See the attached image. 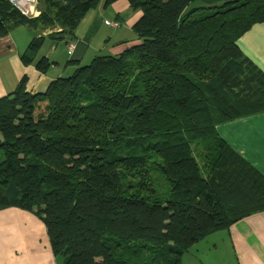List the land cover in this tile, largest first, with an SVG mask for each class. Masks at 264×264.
I'll list each match as a JSON object with an SVG mask.
<instances>
[{
    "label": "trees",
    "instance_id": "obj_1",
    "mask_svg": "<svg viewBox=\"0 0 264 264\" xmlns=\"http://www.w3.org/2000/svg\"><path fill=\"white\" fill-rule=\"evenodd\" d=\"M117 0H39L23 16L0 0V37L73 39L84 15ZM138 44L31 94L0 98V209L44 225L58 264H181L205 237L264 211V178L214 131L264 111V74L237 40L264 22V0H126ZM155 170L168 186L154 187ZM59 258V260H58Z\"/></svg>",
    "mask_w": 264,
    "mask_h": 264
},
{
    "label": "crops",
    "instance_id": "obj_2",
    "mask_svg": "<svg viewBox=\"0 0 264 264\" xmlns=\"http://www.w3.org/2000/svg\"><path fill=\"white\" fill-rule=\"evenodd\" d=\"M37 8L36 5L35 16ZM140 16L141 12L131 10L126 0H117L107 8L100 4L84 15L72 40L44 39L35 58L36 61L42 57L50 64L44 71L37 69L34 62L23 64L21 56L33 39L46 38L49 31L38 32L25 26L11 29L0 37V98L13 92L23 79L27 92L43 93L52 81L69 76L77 66L95 56L118 55L137 45L132 27ZM108 22H118L119 26L112 28ZM69 43H73L72 49H69ZM237 46L243 57L264 74V22L245 32L237 40ZM65 73L67 76H62ZM214 131L264 178V111L218 123ZM217 233L221 234L217 241L223 243L224 253L235 264H264V211L245 217ZM204 239L192 246L196 247V254L198 244ZM210 245L218 251L213 241ZM189 252L184 254L185 257ZM184 255L181 264H193L183 261ZM193 259L204 264L200 259ZM217 263L220 264L218 260ZM0 264H58L43 223L33 214L15 207L0 209Z\"/></svg>",
    "mask_w": 264,
    "mask_h": 264
},
{
    "label": "rangeland",
    "instance_id": "obj_3",
    "mask_svg": "<svg viewBox=\"0 0 264 264\" xmlns=\"http://www.w3.org/2000/svg\"><path fill=\"white\" fill-rule=\"evenodd\" d=\"M39 4V0H37V16L41 13L42 8L41 6L38 5ZM35 16V17H37ZM33 17V18H35ZM111 23V22H108ZM118 23V22H117ZM119 26V23H118ZM117 26V27H118ZM114 27V28H117ZM113 28V27H112ZM46 31H49V29H46ZM90 61L85 62L83 65H87ZM62 76H67V73H65ZM150 177L154 183V187L157 188L159 190V192H167L168 190V186L165 183V181L161 178V176L155 171L152 170L150 172ZM219 233L216 232V234H214L211 238L208 239H204L203 242H201L202 244H198L199 246H197L198 248V253L196 254V252H194L195 250V246L189 249V255H187L183 258V261H187V262H191L193 264H198L197 261L193 258H197L203 261L204 264H218L217 260L219 261L220 264H235L233 259L231 257H229L227 254L224 253V249H223V243L217 241L219 239ZM214 242L216 244V248L218 251H215V249H213L210 245L211 242ZM59 260V258H58Z\"/></svg>",
    "mask_w": 264,
    "mask_h": 264
},
{
    "label": "built area",
    "instance_id": "obj_4",
    "mask_svg": "<svg viewBox=\"0 0 264 264\" xmlns=\"http://www.w3.org/2000/svg\"><path fill=\"white\" fill-rule=\"evenodd\" d=\"M10 4L18 10L23 16L33 18L35 17V7L36 1L35 0H8ZM110 27H117V22L107 23ZM73 48V43H69V49Z\"/></svg>",
    "mask_w": 264,
    "mask_h": 264
},
{
    "label": "water",
    "instance_id": "obj_5",
    "mask_svg": "<svg viewBox=\"0 0 264 264\" xmlns=\"http://www.w3.org/2000/svg\"><path fill=\"white\" fill-rule=\"evenodd\" d=\"M66 40H68V38H65Z\"/></svg>",
    "mask_w": 264,
    "mask_h": 264
}]
</instances>
